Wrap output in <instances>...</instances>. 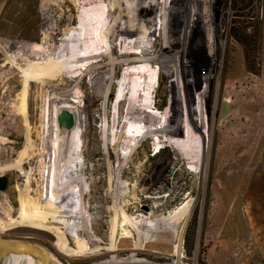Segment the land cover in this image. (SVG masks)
Instances as JSON below:
<instances>
[{"label": "rangeland", "instance_id": "1", "mask_svg": "<svg viewBox=\"0 0 264 264\" xmlns=\"http://www.w3.org/2000/svg\"><path fill=\"white\" fill-rule=\"evenodd\" d=\"M98 1L108 6L101 34L104 30L110 35L109 41L98 45L100 60L91 62L99 67L92 73L83 68L68 74L52 67L51 61L57 57L49 53L56 49L66 29L78 26L74 1L0 0V135L4 136L0 139V174L7 178L0 189V264H20L25 249L26 258L52 253L60 260L64 252L74 258L73 262L62 258L59 264H97L114 258L145 259L156 264H264V0H203L199 4L202 19H211L206 24L200 16L187 23L186 11L190 5L195 6L187 0H178L181 14L167 20L161 15L163 5L158 4L152 14L156 18L155 31L148 41L134 43L143 46L144 53L131 58L151 59L147 61L158 75L153 99L157 125H169L170 118V125L179 126L182 136L190 131L185 125L182 75L191 79L187 87L194 97L193 105L202 98L208 118L202 174L201 166L178 150L174 138L151 132L142 136L141 132L124 149L127 140L121 134L122 122L119 131L115 129L106 140L103 138V103L105 100L111 121V101L126 58L118 57L125 46L123 36L114 28L133 29L134 35L126 36L133 39L144 27L138 18L142 0ZM185 28L188 34L179 38L177 33ZM210 31L214 37L212 50L207 41ZM41 40L46 51L39 58L34 50L24 48L27 44L38 45ZM166 43L182 57L181 64H177L180 73L172 76L154 58ZM111 56L116 62L114 69L108 62ZM111 72L108 91L105 96L99 94L93 78ZM74 97L80 101V112L86 118L77 173L86 208L82 209L84 223L79 220L78 224L85 226L95 245L105 249L111 248L112 224L117 227L118 253L95 260H86L76 251L77 241L92 248L85 235L79 230L75 241L70 224L65 229V221L61 222L65 230L57 229V221L47 214L50 209L44 205L52 111L57 101ZM225 99L230 100V109L221 118ZM191 136L197 140L201 137L195 130ZM155 144L159 145L156 149ZM134 145L128 163L125 158ZM120 164L126 172L114 182V187L121 186V193L112 200L108 198L109 172L113 176ZM254 179L251 206L252 189L248 184ZM113 205L124 211L129 222L145 218L153 210L166 216H170L169 210H184L170 219L174 238L169 246L146 244L143 250L132 252L133 239L120 237L122 213L115 219ZM127 224L124 220L122 227L131 230ZM46 230L54 237L45 234ZM63 231L70 238L66 246L61 242ZM136 237L134 234V240ZM34 260L36 264L41 262L36 257Z\"/></svg>", "mask_w": 264, "mask_h": 264}, {"label": "bare ground", "instance_id": "2", "mask_svg": "<svg viewBox=\"0 0 264 264\" xmlns=\"http://www.w3.org/2000/svg\"><path fill=\"white\" fill-rule=\"evenodd\" d=\"M73 1H74V4H76L78 8L77 9L78 10L77 11L78 26L76 28L66 29L65 32H63L64 33L63 39H61L56 49H54L53 51L49 53L50 55L54 57L56 55L57 57L55 61H51L52 67L68 72V74L72 72L75 73V71L81 72L83 68L84 70H88L90 73H92L95 69H97V67H99L97 66V63L94 65L91 63L93 62V60H95L96 62L100 60V54H99L100 52L97 53V50L99 48L98 45L102 41L107 42L108 37H110V35L108 36L104 30H103V33L101 34V31H102L101 29L103 27L105 28V26H103V22L108 16L106 13L108 6L106 4H99L98 0H73ZM187 1H188V4L189 3L195 4V6L190 5V7L186 11V14H188L186 15L187 16L186 21L188 24L189 22H191V19L193 17H197V16H200L202 22L203 23L205 22V24L211 21L210 18L206 19V21L202 19L203 12L200 10L199 4L203 0H187ZM205 1H208V0H205ZM177 3H178V0H163L161 2H159L158 0H142L141 3L139 4V7L137 6L138 7V18L142 22L143 27H144L143 30L138 31L139 37H135L133 39L131 37L129 38L126 37V36L134 35L133 29L131 28H125L121 30H117L116 27L114 28V31L118 32V35L123 36L121 38L123 40L122 43L124 44L125 49L123 50L122 48L123 52L120 53L118 57L122 58L126 56V58L124 59L125 67L121 71V76H119V78L116 80L115 95H114V99H112L111 101L112 103L111 104V108H112L111 121H109L108 116H107L109 114H106V102L104 100V103H103L104 121H103V129H102L101 134L103 138L105 139V137L108 136V134H110L111 132H114L115 129H118L117 127H119L118 126L119 123L122 122L121 127H120L121 134L123 135L124 139L127 140V143H125L127 145L124 147V149L128 148L127 146L130 144V142L132 140L134 141L136 136L140 135L141 132H143L142 136L151 132L152 134H157L159 137L167 136V137L174 138L176 140L175 144L177 145L176 147L178 148V150L182 154H184L186 158H189L191 159L192 162L200 165L201 166L200 173L202 174L205 168L204 127H205V124L206 125L208 124V118H207L205 109L201 103V101H203L201 100L202 98H200L199 101H197L196 105H193L194 97L193 96L191 97V95L188 94L189 88L187 87V85L191 83V79L186 78V76L180 75L182 79V83H183V92H184L183 102L185 104L186 115H187V119H186L187 123L185 125L189 127V130H190L188 132L186 131L187 133H185V135L182 136V130L179 126H175L173 124L170 125V123L173 122L171 121L170 118H168L167 120L168 121L167 124H169L167 126L165 124L162 126H159L156 124L158 118L156 119L155 117L156 110L154 107L153 99H154V94L156 93L155 87L158 81V78H157L158 75L155 71H153V68H151L152 66H150L148 63V61L151 59L131 58V56L134 57V55L135 56L140 55V54L143 55L144 53L143 46L142 47L139 46L140 44L136 46L134 45V43L136 41L137 42L148 41L149 36L152 34L153 31H155V28H153V25L154 26L156 25V22H155L156 18H154L152 14L155 11L156 6L158 4L163 5L161 15L164 18V20H167L169 17L170 18L171 17L173 18V16L178 17L181 14V11L179 9L181 7L178 6ZM112 7L108 9H112ZM171 21H170V25H172ZM106 28L109 30L110 27L107 26ZM172 32L174 33L173 28H172ZM175 33H177V31ZM187 34H188V30L185 28L182 32L180 31L179 33H177V36H179V38L184 39ZM207 41H208L210 49L212 50L213 43H214V37H213L212 31L208 32ZM24 48L25 49L31 48L32 50H34L35 53L37 54V58H39L40 55L43 56L44 52L46 51L43 47L42 40L40 41V43L38 42V45L37 44H32V45L27 44V46H25ZM132 48H137V49L136 51H131ZM112 58L113 57L111 56L108 62L111 65L112 69H114L116 66V62L113 60L114 58L113 59ZM154 58L156 61H158V63H160L161 67H163L165 70L168 71L170 76L175 75V73L179 72L177 70V64L178 65L181 64L182 57L179 56V54L176 55L175 52H172L169 49L168 43H166V45L164 46L160 54H158V56ZM113 72H111L109 75L102 74V75H97L96 77L93 78V83L97 86V90L99 94H102L105 96L106 91H108L107 88L110 85L111 76L113 78V75H112ZM185 88L187 91L185 90ZM57 102L58 103L55 105V108L59 104L61 106H68L72 108L76 114V121L71 130L70 138L66 146V149L63 152V158L59 160V156H60L59 145H58L59 142H58L56 124L54 121L55 120V108H54V111H52V115H51L52 118L50 120L51 128H52V133L50 137L51 143H50V148L48 149V157H47L48 166L46 165V170H45L46 171V181H45L46 186L44 189V205L48 206L50 209L47 212V214H50L51 217L57 221V223L55 224L57 229L58 228L64 229V227L61 226L62 221H65L66 223L65 229H67V224H70L69 226H71V230H72L71 232L74 234L73 237L75 241H76V237L79 235V230L82 234L85 235V237L90 241V246L92 245V248L89 250V248L88 249L86 248L87 245H84V244L81 245L80 241H77L78 250L76 251L83 253L86 256V260L87 259L95 260L102 256L103 257L107 256V254H110V253L113 255H116L119 250L117 247H115V237H116L117 227L114 224H112L111 226L112 236L110 238L111 240L110 249H105L103 248V246L99 247L100 245L99 246L95 245V242L91 238L90 233L88 232L87 229L84 228L85 226L82 227L78 224L79 220L81 223H84L83 218H82V213H83L82 209L86 208L85 203L83 201L84 196H83V191H82L83 189H82L80 179H79L80 176L78 177V174H79L78 172L80 171L79 167L81 165L80 164V159H81L80 153H81V148L83 144L82 137L84 133V121H86L85 120L86 118H84L83 114L80 112V108H79L80 101L78 99L76 98L75 99H65L61 101L59 100ZM197 113L200 118V123L198 122L199 118L194 117L195 114ZM122 118L124 121H122ZM192 130L198 131V133L200 134L201 137H199L198 140L194 139L191 136ZM0 139H4V136L0 135ZM135 145L129 150V153L127 157L125 158V161H127L128 163L130 162V158L132 156V153L134 152ZM155 145H156L155 146V149H156L159 145L158 144H155ZM118 146H119V143H118ZM115 170L116 171L113 176L111 172H109V182L111 185V191H109L108 198L109 199L111 198L112 200L113 198L117 200L116 197L118 196V194L121 193L119 189L121 188V186L117 185L114 187V185L116 184L114 182H117V179L119 178L120 174L126 172V170H124L123 165L121 164ZM66 174H69L68 178ZM68 179L70 181H68ZM248 186L249 188L251 187L252 189L250 197H251V206H253L254 197H255L254 195L255 194L254 193L255 179L250 181ZM113 206L114 208L112 211L114 212L113 215L115 219L116 217H118L120 212L122 213L120 214V216L122 217L121 218L122 221L120 222L121 224L120 237L126 236L125 237L126 241H132L133 239V242H132L133 244L131 247L132 252H139L143 250V246H145L146 244H149L150 246H162V247L169 246V240L171 239L173 240L174 238L173 236L174 226H172L170 219L171 218L175 219V217L181 214L184 210L183 208H179V209L177 208V210L175 209L174 211L169 210L167 214H169L170 216L168 215L166 216L161 213L155 214L154 210L152 209L153 211L150 214H148L145 218L139 217L129 222V220H126L125 218L124 211L121 208H120L121 211H119L116 208L117 205H113ZM124 220L127 221L128 224L130 223L131 228H132L131 230H126L125 227H122V222ZM34 229L38 230V228H35V227ZM44 232L45 234L52 236V238L54 237V234L51 231L46 230ZM134 234L137 236L135 240L133 238ZM60 236H61L62 244L66 246L65 242L67 241L69 242L70 240V238L67 237L68 234L65 231H63V233H61ZM46 241H49V240H46ZM53 245L56 247L57 250L56 249L55 250L58 252V254H60L59 248L55 244ZM27 251L28 250L25 249L22 254V257H20L21 258L20 264H36V261L34 260L35 257L38 259V261H41V262H38V264L39 263L59 264L62 258L65 260H68L69 262L74 261V258L72 255H68L66 252H64V255H61L62 258H60V260L58 259L57 256L56 258H54L53 256L55 254H52V253H50V256L48 254L45 255L42 253L41 254L38 253L36 255H33L34 256L33 259L31 256L30 258L28 257L29 258V262H28V258L25 257L27 255ZM66 251L68 253L73 252L68 249H66ZM33 253L34 251H32V254ZM97 264H156V263L149 262V260H145V259L130 261L126 259L114 258V259H109L105 261L102 260L98 262Z\"/></svg>", "mask_w": 264, "mask_h": 264}, {"label": "water", "instance_id": "3", "mask_svg": "<svg viewBox=\"0 0 264 264\" xmlns=\"http://www.w3.org/2000/svg\"><path fill=\"white\" fill-rule=\"evenodd\" d=\"M230 100L225 99L221 103L220 117L223 118L229 113ZM55 124L58 136L59 145V160L63 158V152L68 144L71 130L76 121L75 111L68 106L57 105L55 108ZM7 178L5 175L0 174V189H3L6 185Z\"/></svg>", "mask_w": 264, "mask_h": 264}, {"label": "trees", "instance_id": "4", "mask_svg": "<svg viewBox=\"0 0 264 264\" xmlns=\"http://www.w3.org/2000/svg\"><path fill=\"white\" fill-rule=\"evenodd\" d=\"M245 60H246L247 63H249V61H248V54L247 53H246V56H245Z\"/></svg>", "mask_w": 264, "mask_h": 264}]
</instances>
